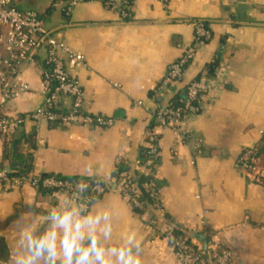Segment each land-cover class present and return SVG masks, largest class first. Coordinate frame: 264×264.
<instances>
[{"label":"crops","instance_id":"obj_1","mask_svg":"<svg viewBox=\"0 0 264 264\" xmlns=\"http://www.w3.org/2000/svg\"><path fill=\"white\" fill-rule=\"evenodd\" d=\"M15 2L85 57L73 73L85 112L114 124L65 129L28 119L9 139L0 137V167L21 180L0 186V264H178L160 234L167 229L193 235L203 248L206 234H218L234 252L232 264H264V188L236 167L240 154L264 138V0H131L130 19L121 15V0L113 9L98 0ZM198 22L210 31L207 42L196 40ZM186 48L194 57L184 81L167 82L169 66ZM45 56L41 51L23 69L29 91L7 104V115L43 106ZM216 62L201 110L185 126L189 139L157 130L153 187L162 213L139 214L112 190L82 214L66 196L34 186L44 176L109 181L121 162L136 172L154 114ZM69 106L68 100L63 110ZM65 238L75 242L71 257L64 255Z\"/></svg>","mask_w":264,"mask_h":264},{"label":"built area","instance_id":"obj_2","mask_svg":"<svg viewBox=\"0 0 264 264\" xmlns=\"http://www.w3.org/2000/svg\"><path fill=\"white\" fill-rule=\"evenodd\" d=\"M95 1V0H80ZM107 9H113L117 0H98ZM168 0H162L167 3ZM131 0H121V15L131 18ZM71 11V8L68 9ZM195 36L198 42H207L211 38L210 31L203 22L195 24ZM46 52L44 70L42 72L43 106L27 115H7L5 108L8 103L18 99L29 91L23 76V69L35 63L36 56ZM194 49L186 48L184 55L173 62L167 73V82L184 81L185 70L192 62ZM86 65L82 54L74 52L64 42L58 40L45 27L44 20L33 11L20 10L15 0H0V137L9 139L29 119L56 124L59 128L113 126L111 118L93 116L85 112L84 95L80 81L73 73ZM210 76L207 69L200 71L197 78L189 82L180 101L181 106L171 108L168 102L154 114L158 125L147 135V161L136 162L137 171L154 179L158 169L157 157L160 153V138L157 130L168 128L181 140L189 139L185 129L188 119L198 114L204 97L209 90ZM70 101L67 111L59 108ZM236 167L244 172L251 183L264 188V167L260 165L256 147L244 150L236 161ZM133 175V174H132ZM40 179L33 181L37 186ZM21 184L19 178L13 177L0 167V186L9 189ZM43 188L55 190L66 196L69 206L80 213L87 214L93 204L104 194L112 190L118 192L135 210L143 215L149 212L162 213V205L158 192L154 190L153 181L138 186L128 173H121L109 181L66 180L56 177L44 178L40 182ZM115 187V188H114ZM142 191L149 193L151 204L141 199ZM150 226L158 225V221L150 219ZM161 236L172 249L178 264H232L234 252L223 246L218 234H206V248H203L193 235H176L174 229H167Z\"/></svg>","mask_w":264,"mask_h":264},{"label":"trees","instance_id":"obj_3","mask_svg":"<svg viewBox=\"0 0 264 264\" xmlns=\"http://www.w3.org/2000/svg\"><path fill=\"white\" fill-rule=\"evenodd\" d=\"M217 65L218 64L216 62V63H213V64H211L210 66L207 67V71H208L209 76L214 75V71H215ZM182 98H183L182 95L175 96L172 100L169 101V103L171 104L170 107L171 108H178V107H180L181 106L180 101L182 100ZM59 108L62 109V111H63V107L61 105L59 106ZM51 125L54 126V127H58L56 124H51ZM157 125H158V123L154 120L149 125V127L147 128V135L149 133H151ZM146 143L148 144V139L147 138H146ZM256 150H257V157H258V159L260 161V165L262 167H264V138H263L261 144H259L256 147ZM147 152H148V150L146 149V147L140 149L139 157H138V160H139L140 164H144L147 161ZM121 173H128V174H130L131 177H132V180L134 182H136L139 187L142 186V185H144V184H147V183L153 181L152 176H144L143 174H140L138 172L132 173L129 164L124 163V162H121L120 164L117 165V167H116V169L114 171L113 177L116 176V175L118 176V174H121ZM49 177H53V176H44V177L40 178V181H39V183L37 184L36 187L38 188V190L41 193H48V194H51V195L55 196L57 194V192L55 190H49V189L43 188L41 186V184H40V182H41L42 179L49 178ZM141 199L144 200V201H146L147 205L148 204H151V202H152L149 199V193H145L144 191H142ZM136 211H138L139 214L142 213V211H139V210H136ZM175 234L177 236L178 235H181V236L184 235V236H186V233L185 232L175 231ZM0 248H5L1 241H0Z\"/></svg>","mask_w":264,"mask_h":264},{"label":"clouds","instance_id":"obj_4","mask_svg":"<svg viewBox=\"0 0 264 264\" xmlns=\"http://www.w3.org/2000/svg\"><path fill=\"white\" fill-rule=\"evenodd\" d=\"M63 250H64V255L66 257H71L73 251L75 250L74 239L65 238L63 240ZM87 255H88V251L84 250L81 253V259H83L84 257H87ZM97 256L99 257V253H97ZM77 264H79V261H77ZM101 264H106V262L105 261H101Z\"/></svg>","mask_w":264,"mask_h":264},{"label":"water","instance_id":"obj_5","mask_svg":"<svg viewBox=\"0 0 264 264\" xmlns=\"http://www.w3.org/2000/svg\"><path fill=\"white\" fill-rule=\"evenodd\" d=\"M183 97H185V95H183ZM115 188V187H114ZM199 239H201L202 240V237H200ZM204 244L206 245V242H204Z\"/></svg>","mask_w":264,"mask_h":264}]
</instances>
